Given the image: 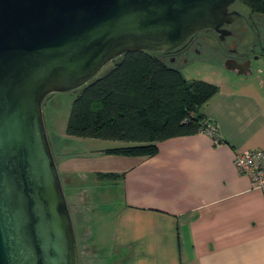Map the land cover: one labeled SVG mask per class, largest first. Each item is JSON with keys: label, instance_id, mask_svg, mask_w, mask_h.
Wrapping results in <instances>:
<instances>
[{"label": "water", "instance_id": "obj_1", "mask_svg": "<svg viewBox=\"0 0 264 264\" xmlns=\"http://www.w3.org/2000/svg\"><path fill=\"white\" fill-rule=\"evenodd\" d=\"M235 1L0 0V264H79L45 97L126 53L174 51L202 30L224 41Z\"/></svg>", "mask_w": 264, "mask_h": 264}, {"label": "crops", "instance_id": "obj_2", "mask_svg": "<svg viewBox=\"0 0 264 264\" xmlns=\"http://www.w3.org/2000/svg\"><path fill=\"white\" fill-rule=\"evenodd\" d=\"M223 66L234 78L224 77L199 109L217 128L215 138H168L150 157L92 151L103 161L88 185L79 183L87 180L82 164H73L84 161L79 152L50 141L63 185L88 205L113 194L97 191L98 181L119 188L118 200L101 213L104 230L97 236L88 228L98 264H264V189L252 188L233 164L235 153L264 151V67L254 75L251 63L231 57Z\"/></svg>", "mask_w": 264, "mask_h": 264}, {"label": "trees", "instance_id": "obj_3", "mask_svg": "<svg viewBox=\"0 0 264 264\" xmlns=\"http://www.w3.org/2000/svg\"><path fill=\"white\" fill-rule=\"evenodd\" d=\"M241 3L248 17L264 21V0ZM252 34L257 38V33ZM256 42L264 54L262 41ZM187 43L174 51H135L111 61L103 74L75 91L65 134L132 143L104 152L150 157L157 151V142L200 133L205 120L199 109L218 92V87L186 80L176 66L178 59L171 61L172 52Z\"/></svg>", "mask_w": 264, "mask_h": 264}, {"label": "rangeland", "instance_id": "obj_4", "mask_svg": "<svg viewBox=\"0 0 264 264\" xmlns=\"http://www.w3.org/2000/svg\"><path fill=\"white\" fill-rule=\"evenodd\" d=\"M231 8L240 10L242 15H249L248 10L242 5L241 0H236ZM232 28L237 29L236 32H238L241 37L237 44L238 50H246L249 56H253L254 54L251 58V68L254 75H256L257 70L264 67V62L261 60L260 44L258 45L255 41L257 38H255L252 33L261 34V36L264 37V21H261L257 17L252 19L248 17L247 20L240 19L236 21ZM257 34L256 36L259 37ZM231 40V38H228L226 42L229 44ZM222 49L223 47L219 45V42H216V38L210 35L209 42H207L204 47L190 51L184 58L176 61V66L180 69L186 80H198L217 86L224 77L234 78L228 74L229 72H227L223 66L225 58ZM108 67L109 65H106L97 75L103 74ZM75 97L76 93L73 91L52 93L46 96L42 103L43 121L49 142L55 140L57 142L56 144L59 146L73 152H79L76 156L84 159L83 162L74 159L73 164L77 166L82 164L85 170L83 171V176L87 177V180L85 182L81 180L79 183H81V185H88L94 181V175L91 172L92 169L98 167L101 161H103V158L94 155L95 151L127 147L133 144L115 140L66 136V125ZM64 142H68V145H65ZM77 177L79 176L77 175ZM94 183H96V181H94ZM94 188L99 192L112 191L113 194L107 197L109 199L97 197L96 199L99 202H95L97 205H88L87 202H85V195L80 196L72 192L67 185H63V190L66 194V202L72 216L76 234L79 264H98L97 260H94L91 252L92 250L88 244V228L91 233L96 232L98 236L104 230L105 226V218H103L101 213L110 210L112 205L115 204L113 202L118 200L116 194L119 188H114V185L109 181H98L97 186H94ZM104 241L106 242L107 240L104 239Z\"/></svg>", "mask_w": 264, "mask_h": 264}, {"label": "flooded vegetation", "instance_id": "obj_5", "mask_svg": "<svg viewBox=\"0 0 264 264\" xmlns=\"http://www.w3.org/2000/svg\"><path fill=\"white\" fill-rule=\"evenodd\" d=\"M231 6L229 7V11H237L240 13V17L236 21H238L239 19H245V20L247 19L248 17L247 15H242L240 10L236 8H231ZM236 21L228 26H225L228 30L231 31V35L226 37L224 41H220L219 36L211 30H202V31L194 33V36L190 37L187 45L184 48H182L179 51L172 52V56L174 57L171 58V61H175V59L181 60L190 51L196 50L197 48L204 47L206 43L209 42V37L211 35V36H214L216 38V42L218 41L219 45L223 47L222 49L223 54L226 55L227 58H230V57L232 59L236 58L237 60H240L241 62H243V66H246V67L249 66V64L251 63V58L253 56H249V53L246 52V50H238L237 48L238 46L237 44L239 40L241 39V37L239 36L238 32H236L237 29L232 28L234 24L236 23ZM228 38L232 39L229 44L228 42H226Z\"/></svg>", "mask_w": 264, "mask_h": 264}, {"label": "built area", "instance_id": "obj_6", "mask_svg": "<svg viewBox=\"0 0 264 264\" xmlns=\"http://www.w3.org/2000/svg\"><path fill=\"white\" fill-rule=\"evenodd\" d=\"M200 133L215 138L217 137V128L204 121L201 124ZM233 164L239 173L250 178L252 188L264 189V151L253 149L235 153Z\"/></svg>", "mask_w": 264, "mask_h": 264}]
</instances>
